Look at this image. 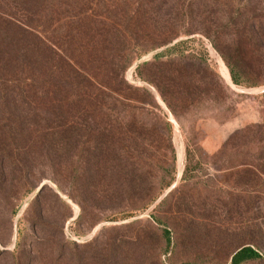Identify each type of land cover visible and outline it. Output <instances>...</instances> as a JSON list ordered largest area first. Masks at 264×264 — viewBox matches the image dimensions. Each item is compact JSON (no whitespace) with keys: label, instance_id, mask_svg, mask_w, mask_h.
Masks as SVG:
<instances>
[{"label":"rangeland","instance_id":"rangeland-1","mask_svg":"<svg viewBox=\"0 0 264 264\" xmlns=\"http://www.w3.org/2000/svg\"><path fill=\"white\" fill-rule=\"evenodd\" d=\"M64 1L67 12L48 31L56 42L59 23L99 27L102 17L116 18L106 7L127 5ZM253 1V12H240L227 0L225 27L206 14L208 32L194 9L192 21L172 10L144 35L129 34L127 56L113 65L109 58L101 86L85 90L101 109L94 123L108 129L99 138L110 145L105 161L100 151L56 156L35 136L10 149L15 142L0 136V155L3 147L14 151L32 173L11 207L0 194V264H231L246 246L261 259L244 264H264V0ZM21 7V0H0V15L16 17ZM242 16L256 18L254 30ZM163 33L174 36L144 52ZM73 91L68 127L82 126Z\"/></svg>","mask_w":264,"mask_h":264},{"label":"trees","instance_id":"trees-1","mask_svg":"<svg viewBox=\"0 0 264 264\" xmlns=\"http://www.w3.org/2000/svg\"><path fill=\"white\" fill-rule=\"evenodd\" d=\"M124 2L127 5L123 8L122 1L106 7L105 12L116 13V18L105 15L106 17L101 18L99 27L74 25L72 28L71 22L59 23L63 33L57 42L50 39L48 31L53 25L54 17L67 12L64 0H21V15H0V136L15 142L10 149H17V141L31 140L35 136L41 139L42 150L56 156L69 148L75 149L79 155L87 153L89 158L100 151L99 157L105 161L102 156L108 154L110 145L107 140L99 138L108 129L105 125L102 127L100 123H94L93 118L100 114L101 109L98 101L85 90L87 87L97 89L101 86V78L107 75L105 71L109 58H112L113 65L115 59L127 56V50L132 45L127 39L129 34L135 31L137 37L144 35L142 33H147L146 30L155 21V17L158 19L164 12L167 15L172 10L180 13L185 23L186 19L194 20L192 12L197 9L201 12L198 17H204L201 22L205 32L209 31L206 24L210 22L206 14L219 15L224 27L229 19L225 10L227 0ZM236 3L238 11L245 7L251 12L254 10L253 0H236ZM74 8H78V5ZM80 14L76 17L80 18ZM242 17L254 30L256 18ZM172 18L169 16L165 20L170 22ZM230 18L233 19L232 16ZM76 34L80 41L75 40ZM173 36V33H163L159 37L162 42L154 43L151 47L143 45L144 52L169 43ZM66 47L67 51L64 52ZM230 74L235 85L243 84L240 73L232 67ZM69 87L77 90L73 91L76 94L70 96L72 100L75 98L82 104L81 114L77 110L75 115L79 122L82 117V126H67L66 108L69 96L66 95L69 94ZM83 136L88 138L87 143L82 142ZM14 153L3 147L0 155V194L3 199L1 204L5 209L13 205V201L21 195L19 187L32 176L28 160L21 159L19 154L14 157ZM138 172L136 179L139 183L145 176ZM173 182L172 180L166 189ZM157 223L161 224L160 221ZM163 231L166 245L170 248L171 233L166 228ZM3 254L4 251L0 250V258ZM259 259L261 255L258 251L246 246L232 256L231 264H244Z\"/></svg>","mask_w":264,"mask_h":264}]
</instances>
